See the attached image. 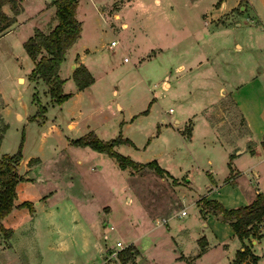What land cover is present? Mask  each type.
<instances>
[{"label":"rangeland","instance_id":"obj_1","mask_svg":"<svg viewBox=\"0 0 264 264\" xmlns=\"http://www.w3.org/2000/svg\"><path fill=\"white\" fill-rule=\"evenodd\" d=\"M20 1L31 9L37 0ZM75 16L80 34L58 69L62 90L71 95L61 103L51 101L45 84L28 78L32 61L23 45L12 55L0 54V127L6 124L0 156L19 151L16 169L23 178L1 220L11 231L8 236L0 231V264H185L180 253H198L199 241L210 248L204 260L224 263L218 241L230 253L237 240L226 221L199 211L195 200L205 185L216 187L211 194L224 207L242 205V195L239 188L222 184L227 154L202 117L230 139L243 127L233 102L227 96L217 100L219 86L231 92L234 102H264V0H78ZM217 19L225 23L216 26ZM202 56L204 67L187 74L175 69L192 66ZM74 58L93 77L77 94L70 74ZM17 66L24 81L8 77ZM162 79L169 87L162 86ZM262 115L247 123L255 156H243L241 167L264 160ZM87 130L102 140L128 138L132 144L117 143L113 149L136 162L155 160L177 177L186 173L192 188L183 178H166L147 166L126 171L107 154L71 143ZM259 171L264 184V162ZM127 194L133 196L131 204L125 202ZM22 201H30L32 211L16 206ZM137 201L155 209V217L180 207L186 214L170 216L169 231L159 232L166 231L161 223L148 240L142 234L148 223ZM77 206L97 225L85 224ZM116 238L134 239L138 249L124 243L117 259L103 262ZM260 241L255 250L262 254L264 227Z\"/></svg>","mask_w":264,"mask_h":264},{"label":"trees","instance_id":"obj_2","mask_svg":"<svg viewBox=\"0 0 264 264\" xmlns=\"http://www.w3.org/2000/svg\"><path fill=\"white\" fill-rule=\"evenodd\" d=\"M77 2L78 0H52L56 23L47 32L35 28L33 34L23 42L24 50L33 62L28 78L45 84L53 103L59 104L71 95V93L63 92L62 84L64 80L59 76L58 69L65 52L80 34V21L75 16ZM4 3L9 5L12 15H7L1 10ZM19 10L18 0H0V31L13 23L15 20L14 15ZM71 78L77 89H82L93 81L90 71L82 63L77 64L72 69ZM33 97H35L34 94ZM5 128L6 124L3 123L0 127V140ZM71 143L86 145L98 152L107 154L116 160L118 167L121 169L130 168L134 170L143 165L153 169L160 176L168 175L155 160L145 163L136 162L113 149V146L117 143L132 144L128 138L115 137L110 140H102L92 130H89L83 135L72 139ZM261 144L264 146V139ZM20 159L19 151L0 156V231L6 236L11 230L2 225L1 219L10 212L13 200L16 197L15 185L23 179L16 169ZM199 202L206 211L216 215L219 214L220 219L230 225L240 241V248L236 250L234 258L229 264H257L258 256L251 251L249 242L250 238H260L262 236L260 223L264 220V194L256 192L248 204L233 208H225L213 199L200 198ZM16 206L27 207L32 211L30 201H22ZM202 249L203 244H200V251ZM120 251H123V249Z\"/></svg>","mask_w":264,"mask_h":264},{"label":"crops","instance_id":"obj_3","mask_svg":"<svg viewBox=\"0 0 264 264\" xmlns=\"http://www.w3.org/2000/svg\"><path fill=\"white\" fill-rule=\"evenodd\" d=\"M51 1L52 0L34 1L33 2L34 4H32L30 6L31 9H28L26 7L28 5L25 4L24 1L18 0L19 5H20V10L17 14L14 15L15 20L13 21V23L9 27L0 31V46L3 48V49H1L2 53L0 52V54L12 55L13 54L12 50L14 49V47H16L19 44L23 45V42L29 36H31L33 34V31L35 28H38V29L41 28L40 29L41 31L47 32L56 23V19L54 18V5L51 3ZM102 6L104 7V6H106V4H102ZM119 8L117 9L116 15L120 18V14L118 13ZM1 10L7 15H12L11 9L7 3H4L1 6ZM122 21H124L123 23L126 25L125 28H127L128 22H126L125 20H122ZM224 23L225 22H222L220 19L216 20V26L223 25ZM111 46H114V45H111ZM236 46L239 47L240 45L236 44ZM158 49H160V48H158ZM24 52H25V50H24ZM19 54H20V52H19ZM25 54H27V53L25 52ZM124 59H126V57H124ZM206 62H207V58L202 56L200 60H195L191 64L192 66L189 65V66L185 67L183 64H181V65H178V67H176L175 69H177V71L185 70L186 72L184 71V73L187 74V73H189L188 70H191V69L197 70L199 67H204ZM79 63H81V62L77 61L76 58H74L72 60V63L70 64V68H71L70 74L72 72V69ZM32 66H33V62H32ZM14 75H15V79L17 81L19 80V78H22L24 81V76L21 75L19 66H17L13 70L12 73H9L8 77L11 78ZM2 80H3V78L0 77V94H1V96H2V84H3ZM161 83H162V86L169 87V82L167 80L162 79ZM86 88L87 87H84L83 89H77L75 86L76 91L74 92V94H77L78 92H81V91L85 90ZM216 94H217V97H216L217 100L219 98H221L222 96H227L230 99V102H233V105L236 109V116L240 120V123H241L240 125L243 127V129H241L240 132L237 134V136H235L234 138L225 139L222 136V134L216 130V126L211 125V122H209L205 116L202 117L203 123H205L206 126H209L211 132L214 133V137H215L216 141L221 146H223V148H225V152L227 154L228 171L225 175L222 176V184L226 185V186H230V184H231V186H235L236 188H239L240 193L242 195L241 203H242V205H246L253 199L256 192H262L264 194V184H262L260 181L262 179V177H261V175H260L261 173L259 171L260 165L264 162V160H263V162L262 161L261 162H257V161L251 162L246 167H241V164H240L241 159H244V158L251 159V157L255 156V149H254L255 146H253L251 141L248 140L249 130L247 127V125H248L247 123L249 122L250 118H253V116H258L260 118L263 116L262 114L264 112V102H258L256 104H246L245 103L244 105L241 102H234L232 100V96H230L231 92H230V94L227 93L226 90H224L221 87V85L219 86ZM212 104H214V102L206 105L205 107L212 105ZM116 106L118 109L121 107L119 104H116ZM186 120H187V118H186ZM186 120H184L183 122H185ZM174 122L179 123V119L177 117H175ZM68 124L71 125V128L73 127L72 122H68L67 125ZM192 124H193V122H192ZM192 129H193V126L191 125L189 132L186 134L187 137L190 136ZM87 131H89V130H87ZM263 139H264V135H263ZM261 147L264 149V146H262V144H261ZM246 154H248V156L243 158V156H245ZM76 161L78 163L81 162V160L79 158ZM161 168H163V167H161ZM124 169L126 171L128 170V168H124ZM163 169L168 173V175L167 174L164 175V176H166V178L167 177H174V178H178V179L183 178L187 182V183H185V186H187L189 189L192 188V180L186 175V173L177 177L176 175L171 174L167 169H165V168H163ZM250 181H253V184L250 183ZM241 185H242V187H241ZM214 191H216V187L210 186V185H205L204 186V192L205 193L202 195H199L196 198L195 206L199 209V211H204V213L208 214V215L211 214L216 218V220H219L220 219L219 214L216 215V214H213L211 212L206 211V209L204 207H202L201 203L199 202L200 198H205L207 200L208 199L216 200L215 199L216 197L213 196L214 194L213 193L211 194V192H214ZM89 193H90V196H92V192H89ZM177 199H178L177 200L178 203L181 204L182 198L181 197L179 198L177 195ZM132 201H134L133 196L131 194H127L125 196V202L127 204H131ZM238 202H240V199H238ZM136 204L139 205V207H141V209L144 213V217L146 218L145 220L148 223L146 230L142 233L144 236L149 237L148 240H150V237L153 238L152 234H154V231L156 230V228L159 227V224H161V223L165 224V230L166 231H159V232L164 234V232L169 231L170 226L168 225L167 220L169 219L170 216L175 215L177 217H180V216H184L186 214L185 209L183 207H180L176 210H173L172 212H170L166 216L157 217V215H156V217H155V215L153 216V214H152L153 210H155V209L149 210V208L147 209L144 206H141L140 203H138V201L136 202ZM234 205L235 204H227V205H225V208L226 207L227 208H230V207L233 208ZM181 210H184L183 214H180ZM77 211L79 212V214L81 216H83L85 224L89 223V227L92 228V225H97L96 223L98 221L94 220V219H90V221H88L86 219V215L83 213V211H80L78 206H77ZM105 212L103 213L104 215L110 213L109 210H107ZM54 224H56V223H52V225H54ZM105 224H107V222ZM229 227H230V225H229ZM263 227H264V220L260 223L261 233H262ZM6 228H8V227H6ZM91 228H90V230L92 231ZM230 232H231V235L237 240V243L233 245L231 252L229 253L228 249L224 248L227 246V244H225L223 240L218 241L219 242L218 245H220L222 247L221 250L225 256L224 263H222V264H229V262L234 258V254H235L236 250L239 249L240 245H241L239 239L235 236L231 227H230ZM116 240H120V239L116 238L115 241ZM260 240H261V237L260 238H250V242H249V247H250L251 251L258 256L257 264H260V257L264 256V251L262 254H260V253L256 252V250H255V247L258 246L259 243L261 242ZM120 241L123 244L124 243L125 244L126 243L132 244L136 247V244L134 243L135 242L134 239H132L130 241H125L123 239ZM200 244H203V249L201 251H200ZM206 244H207V242H205V241H199L198 250H197L198 253L194 254L196 259L193 258L194 255H183L182 253H180L179 258H183L185 264H193V262L195 264H218L215 261H213L211 258H207V260L203 259L206 255H208V252L210 251V248L207 249V247H209V246ZM179 247H180V245H179ZM0 251H2V250L0 249ZM138 252H139V250H138ZM182 262L183 261H180V263H182Z\"/></svg>","mask_w":264,"mask_h":264},{"label":"built area","instance_id":"obj_4","mask_svg":"<svg viewBox=\"0 0 264 264\" xmlns=\"http://www.w3.org/2000/svg\"><path fill=\"white\" fill-rule=\"evenodd\" d=\"M110 44L111 45H115L116 44V40H111ZM183 213H184V210H181L180 214H183ZM113 247L114 248L106 251L105 254L102 255V261L103 262H105V261L111 262V261L117 259L118 251L122 247H124V244H122V242L120 240H116Z\"/></svg>","mask_w":264,"mask_h":264}]
</instances>
